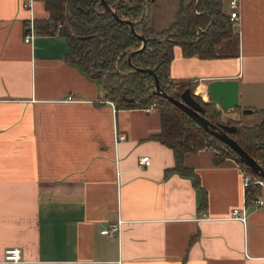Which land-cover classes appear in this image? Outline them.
<instances>
[{
  "label": "crops",
  "instance_id": "0c3cea01",
  "mask_svg": "<svg viewBox=\"0 0 264 264\" xmlns=\"http://www.w3.org/2000/svg\"><path fill=\"white\" fill-rule=\"evenodd\" d=\"M24 1L0 0V264H264V203L245 202L244 221L231 216L243 205L235 160L186 153L199 186L177 170L165 174L175 160L152 137L159 115L106 99L67 58L63 36L37 31L25 41ZM157 2L160 15H174L178 0ZM38 5L32 15L46 17ZM240 14L214 57L175 47L170 76L193 83L202 99L210 80L234 78L237 107L260 109L264 0H241ZM143 154L147 165L137 163ZM255 194L264 200V186ZM115 220L116 234L102 231ZM12 247L17 261L4 259Z\"/></svg>",
  "mask_w": 264,
  "mask_h": 264
},
{
  "label": "trees",
  "instance_id": "16d2710c",
  "mask_svg": "<svg viewBox=\"0 0 264 264\" xmlns=\"http://www.w3.org/2000/svg\"><path fill=\"white\" fill-rule=\"evenodd\" d=\"M41 1L46 17H35L36 30L63 36L69 47L67 58L101 85L106 99L118 107L142 108L150 102L156 103L160 130L152 137L169 146L175 160L165 174L177 170L191 176L199 186L197 174L184 164L183 158L186 153L203 149L214 151V164L232 158L238 165L249 167L228 145L209 134L183 110L153 94V76L137 71L136 67H154L161 89L175 98L189 87L191 95L202 104L203 115L213 123L235 125V131L229 134L264 167V107L253 110L260 115L256 123L243 124L232 117L223 120L213 102L193 92V83L174 81L170 76L175 47L185 56L214 57L215 45L232 35L223 0H178L174 15L168 19L157 10L160 3L157 0H106L119 17L131 20L133 28L146 38L143 49L133 52L141 40L126 22L117 21L105 10L101 0ZM258 187H247V201L256 196Z\"/></svg>",
  "mask_w": 264,
  "mask_h": 264
},
{
  "label": "water",
  "instance_id": "95a60500",
  "mask_svg": "<svg viewBox=\"0 0 264 264\" xmlns=\"http://www.w3.org/2000/svg\"><path fill=\"white\" fill-rule=\"evenodd\" d=\"M101 3L104 9L111 12L117 21L126 22L129 25L131 32L141 40L140 46L132 50L131 52L141 51V49H143V47L145 46L146 38L135 28H133L131 20H129L128 18L119 17L114 9L109 6L106 0H101ZM129 55L130 54L127 55L128 60L130 58ZM136 70L150 73L153 76V94L166 98L181 110H183L209 134L213 135L214 137L228 145L236 153L238 159L249 167L251 172L259 175L264 179V167L261 165V163L254 157L249 155L247 151L244 150L229 134L235 131V125L221 122L213 123L208 120L203 115L204 109L202 104L191 95L189 87H185L181 91L178 98H175L163 91L154 72V67L141 66L136 67ZM206 93L209 95V100L214 104H217L219 108L223 110H228L238 105V81L234 78L210 80L206 84ZM242 112L251 113L253 112V110L251 108H243Z\"/></svg>",
  "mask_w": 264,
  "mask_h": 264
},
{
  "label": "built area",
  "instance_id": "2783aa9c",
  "mask_svg": "<svg viewBox=\"0 0 264 264\" xmlns=\"http://www.w3.org/2000/svg\"><path fill=\"white\" fill-rule=\"evenodd\" d=\"M240 1L241 0H225L224 1L227 6V15L232 25L237 24L240 21V17H241ZM32 3H33V0H25L22 4L24 8H27L30 11V15L28 17V23L26 25V31L24 33V40L29 41V42L32 40L33 36L37 33L35 17L32 15ZM58 26H60V24H58ZM67 99H72V96L68 95ZM155 108H156V103L150 102L147 105L143 106L141 109L144 112H149L151 110H154ZM123 137H124L123 134L115 135L116 140H120ZM149 162H150V158L146 154L140 155L137 158L138 164L147 165ZM239 167L241 171V187L243 191V205L241 207L232 208L231 216L237 217L241 219L242 221H244L246 218L244 203L245 202L247 203L246 189L247 187L251 185L264 186V179L260 177L259 175L251 172L246 167H243L240 165ZM251 202L253 204L260 205L264 203V200L260 196L256 195L252 197ZM119 223H120V220L112 221L106 227H104L102 231L110 235H114L119 231ZM19 258H20V253L17 247L5 249L4 251L5 260L17 261L19 260Z\"/></svg>",
  "mask_w": 264,
  "mask_h": 264
},
{
  "label": "rangeland",
  "instance_id": "374dc122",
  "mask_svg": "<svg viewBox=\"0 0 264 264\" xmlns=\"http://www.w3.org/2000/svg\"><path fill=\"white\" fill-rule=\"evenodd\" d=\"M162 1H164V0H162ZM36 2H39V4H40V7H39V5H38V10H39V14L40 15H43L45 12H44V9H43V11H42V8H43V3H42V1L41 0H36ZM224 2V1H223ZM224 4H225V2H224ZM40 8V9H39ZM196 95H199V94H196ZM200 96V95H199ZM201 97V96H200ZM202 98V97H201ZM203 100H205V101H208V97L206 96V99H203ZM216 106H218V105H216ZM220 109V108H219ZM241 107H234V108H231V109H228V110H221L220 109V116L223 118V120H226V117H232L233 119H239V121L241 122V123H243V124H249V123H256V122H258L259 121V119H260V115L258 114V113H256V112H252V113H250V114H246V113H243V112H241ZM154 112H156L157 114H158V111H157V109H154L153 110ZM231 112H236L235 114H234V116L231 114ZM209 150V152L211 153L212 152V150L211 149H208ZM206 151V150H205Z\"/></svg>",
  "mask_w": 264,
  "mask_h": 264
}]
</instances>
